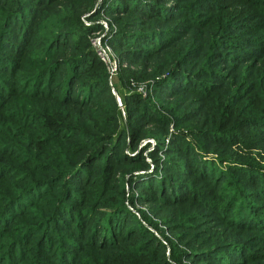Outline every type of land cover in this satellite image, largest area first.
Masks as SVG:
<instances>
[{"label":"trees","instance_id":"trees-1","mask_svg":"<svg viewBox=\"0 0 264 264\" xmlns=\"http://www.w3.org/2000/svg\"><path fill=\"white\" fill-rule=\"evenodd\" d=\"M96 1L0 0V264H264L251 254L264 243V169L239 158L250 149L246 130L264 124V54L252 78L232 66L214 84L222 27L187 44L184 33L210 25L196 12L179 24L162 10L166 0ZM101 13L147 28L111 41L124 48L118 55L145 51L146 78H160L146 96L125 71L110 86L89 40ZM131 15L146 24H130ZM163 87L167 104L157 98ZM139 123L153 144L137 151ZM119 165L142 192L114 186ZM134 198L160 217L169 240L129 209ZM211 224L223 230L208 234Z\"/></svg>","mask_w":264,"mask_h":264},{"label":"rangeland","instance_id":"rangeland-1","mask_svg":"<svg viewBox=\"0 0 264 264\" xmlns=\"http://www.w3.org/2000/svg\"><path fill=\"white\" fill-rule=\"evenodd\" d=\"M100 2V0H97L94 3V8L97 6V4ZM190 4H183L181 2H175L173 0H166L165 3H162V10L166 12L167 18H172L177 20L179 24L181 22L185 21L187 17L189 16L190 12H196L198 17H202L204 19H207V21L210 22V25L206 27L203 31H198L197 29H192L191 31H187L185 34V42L187 44L191 43L195 38L200 39L201 34L204 33L208 35V30L211 26L222 27V41L221 46H224L223 49L218 51L217 57L218 61L214 63V67L210 69V79H207L208 81H213L214 84H217L218 73H225V71L229 70L232 66H238L239 70L246 69V78L247 80L252 78V72L257 66H252L254 63H257L264 54V0H212L211 2H206V0H199L197 3L195 2H189ZM187 4V5H186ZM34 6V5H33ZM182 6H185L186 8H183ZM189 6H195L197 9L195 11H192V9H189ZM3 10V9H2ZM46 10V9H45ZM263 10V11H262ZM54 13V11H53ZM52 14V13H50ZM89 16L87 13H81L79 15L80 20L83 22L84 25L89 26L91 23H89L85 17ZM126 15L119 17L118 15H108L101 13L98 18V24L100 26V29L95 31L91 34L89 40L90 44L92 45L94 39L100 40V45L102 48L106 49L107 52H109V58L112 61L116 62V74L114 75V78H116V75L119 73H122L125 71L128 74H130L132 77L131 79H134L133 84L131 86H134V84L138 83L137 91L140 92L143 96H146V85L147 84H153L156 83L160 78H157L154 75L153 71H148V79L146 78V53L144 50L140 51V53H132L129 55L122 56L119 54L121 50H124V48H121V44L114 45L111 41H113V37L115 34H117L121 30H126L130 33H141L142 30H145L146 27H141L136 29L135 27L132 28H125L122 24L125 21ZM130 19L128 22L131 24L132 22L134 24H140L145 23V19L141 17L140 19L136 17L135 15H131L129 17ZM192 19V17H190ZM213 19V24H211V20ZM118 20V21H117ZM194 20H201V19H194ZM177 24L176 22H173L172 25H168L166 27H161L159 34L160 38L159 40H163L167 42L169 36L164 35V32L167 33V28H170L171 26H174ZM188 24V23H187ZM225 24V25H224ZM132 26H138V25H132ZM188 27V26H187ZM187 27L181 28V30H184ZM147 29V28H146ZM169 34V33H168ZM175 36V33H173ZM171 38V37H170ZM259 43V45H257ZM126 47V45H123ZM182 47L181 44H176L174 47L173 53L168 54L167 59L168 60H174L175 56L179 52L180 48ZM134 50V49H130ZM205 53V51H204ZM117 54V55H116ZM143 54L142 58L140 55ZM137 55V56H136ZM117 56V57H116ZM119 56V57H118ZM153 60V59H151ZM122 70V71H121ZM238 72V71H236ZM264 72L263 70L260 74ZM109 74V73H108ZM163 77V76H162ZM264 80V76L260 79ZM142 81V82H141ZM262 82V81H261ZM163 91L161 95H158V99L161 100L163 104H167L168 101H170L168 97V88L163 87ZM113 92L112 94L115 96L116 101L119 106H121L120 99L117 96V92L114 88H112ZM243 91V90H242ZM254 96L256 95L253 94ZM192 98V96L190 97ZM246 100L241 103V105L245 104ZM249 104V103H248ZM122 109V107H120ZM135 111H138L137 109ZM123 122L126 124V115L123 114L122 116ZM132 123L135 122L134 119L131 120ZM259 127L256 131H248V133L245 135L247 136L249 146H247L250 149L240 150L239 158L240 160H246L254 165H257L264 169V136L262 133H264V124L258 123ZM138 128L135 130V134L133 136L134 140V146L131 147L133 150H137L142 148L146 145L147 142L153 144L152 139H146L147 131L150 130V128L146 129L145 123H139L137 124ZM136 125V126H137ZM161 130L157 129V133H160ZM260 135L262 136L261 138ZM152 148H150L151 150ZM136 151L134 152V154ZM128 168L125 165H119L115 169V174L113 175V183L114 186H116V182L118 186L120 185V181L124 183V190L126 194L128 195L130 192L133 193H140L142 192L141 189H136L135 183H130V180H128L127 176ZM128 180V181H127ZM133 184V185H131ZM119 188V187H118ZM251 190L252 187H251ZM137 195V194H136ZM141 199L134 198L133 199V206L130 205L132 203L126 202V205L129 206V209L133 211V213L138 217V219L145 218L144 216L152 217V221L154 223L158 224V227H160L164 233L163 236L169 240L171 238L170 234H168L167 229H165L162 221H160V217H154L152 216V212L149 208V206H146V204L139 203ZM132 201V200H131ZM254 204H257L254 203ZM259 204V203H258ZM261 204V203H260ZM260 208H264V205ZM141 215V216H140ZM145 221V220H144ZM65 226H69L67 222H65ZM221 228V229H220ZM153 233L158 238H163L162 235L158 230H153L152 227L150 228ZM206 232L208 234H213L214 230L219 231L223 230V227L219 226L217 227L214 224H211L210 227H206ZM61 233L67 234L68 231H60ZM257 232H250L249 234H252L253 237L256 236ZM253 240V238H251ZM165 244V242H163ZM256 246H259L263 248L259 251H254L255 247L252 246L253 250L251 251V254H255V256H259V254L264 255V243L258 244ZM253 256V255H251Z\"/></svg>","mask_w":264,"mask_h":264},{"label":"built area","instance_id":"built-area-1","mask_svg":"<svg viewBox=\"0 0 264 264\" xmlns=\"http://www.w3.org/2000/svg\"><path fill=\"white\" fill-rule=\"evenodd\" d=\"M92 47L95 50L96 56L99 58V60L106 66L108 73H109V82L110 86H112V79L114 78V75L116 74V62L112 61L109 58V52L106 51V49L102 48L100 45L99 39H94L92 43ZM113 92V90H111Z\"/></svg>","mask_w":264,"mask_h":264}]
</instances>
